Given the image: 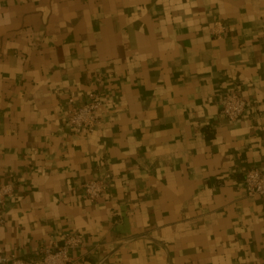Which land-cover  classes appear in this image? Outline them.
Masks as SVG:
<instances>
[{
    "label": "crops",
    "instance_id": "0c3cea01",
    "mask_svg": "<svg viewBox=\"0 0 264 264\" xmlns=\"http://www.w3.org/2000/svg\"><path fill=\"white\" fill-rule=\"evenodd\" d=\"M98 90L103 125L71 131L68 100ZM227 92L248 104L237 122ZM252 167L264 0H0V186L16 193L0 205L1 255L38 259L77 234L72 264H264ZM89 180L106 183L96 202Z\"/></svg>",
    "mask_w": 264,
    "mask_h": 264
},
{
    "label": "built area",
    "instance_id": "2783aa9c",
    "mask_svg": "<svg viewBox=\"0 0 264 264\" xmlns=\"http://www.w3.org/2000/svg\"><path fill=\"white\" fill-rule=\"evenodd\" d=\"M225 28L218 26L213 29L215 35L220 37ZM101 81V77L98 78ZM108 96L104 91H96L89 95L86 102L81 105H71L66 113V124L75 133H94L104 123L101 109L107 103ZM222 112L231 122L239 121L245 114L248 104L245 99L236 92H227L223 96ZM109 176H107V179ZM244 188L248 197H264V168L252 167L248 169L244 177ZM106 192L105 181L89 180L83 184L85 197L96 202L103 198ZM15 189L12 184L0 186V205L7 199L14 198ZM3 223L0 220V225ZM85 246V240L77 234H65L57 244L49 243L38 252V259H26L16 255L3 256L0 254V264H72L71 251Z\"/></svg>",
    "mask_w": 264,
    "mask_h": 264
}]
</instances>
